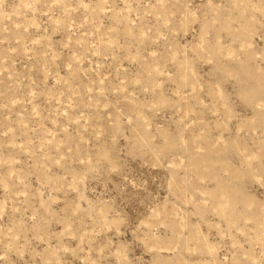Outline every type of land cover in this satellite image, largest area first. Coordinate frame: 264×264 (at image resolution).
I'll use <instances>...</instances> for the list:
<instances>
[{"label": "rangeland", "instance_id": "1", "mask_svg": "<svg viewBox=\"0 0 264 264\" xmlns=\"http://www.w3.org/2000/svg\"><path fill=\"white\" fill-rule=\"evenodd\" d=\"M0 264H264V0H0Z\"/></svg>", "mask_w": 264, "mask_h": 264}]
</instances>
